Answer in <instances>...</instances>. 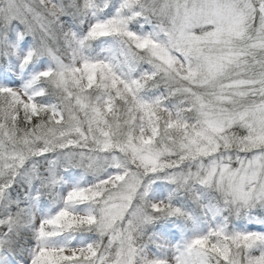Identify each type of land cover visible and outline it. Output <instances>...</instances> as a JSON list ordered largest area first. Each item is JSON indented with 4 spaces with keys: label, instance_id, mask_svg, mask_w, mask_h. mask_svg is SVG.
<instances>
[{
    "label": "snow or ice",
    "instance_id": "obj_1",
    "mask_svg": "<svg viewBox=\"0 0 264 264\" xmlns=\"http://www.w3.org/2000/svg\"><path fill=\"white\" fill-rule=\"evenodd\" d=\"M0 264H264V0H0Z\"/></svg>",
    "mask_w": 264,
    "mask_h": 264
}]
</instances>
